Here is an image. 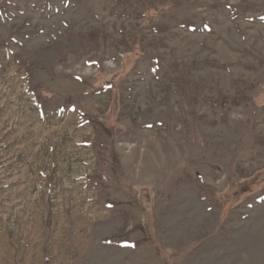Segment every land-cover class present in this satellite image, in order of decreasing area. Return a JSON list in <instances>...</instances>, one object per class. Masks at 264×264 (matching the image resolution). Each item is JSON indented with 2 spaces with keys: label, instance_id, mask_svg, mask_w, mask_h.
<instances>
[{
  "label": "rangeland",
  "instance_id": "1",
  "mask_svg": "<svg viewBox=\"0 0 264 264\" xmlns=\"http://www.w3.org/2000/svg\"><path fill=\"white\" fill-rule=\"evenodd\" d=\"M0 264H264V0H0Z\"/></svg>",
  "mask_w": 264,
  "mask_h": 264
}]
</instances>
